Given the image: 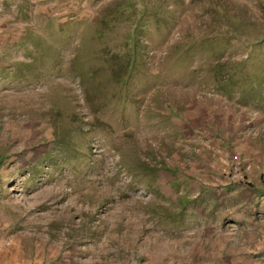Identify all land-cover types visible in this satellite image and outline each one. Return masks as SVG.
<instances>
[{
  "label": "rangeland",
  "instance_id": "rangeland-1",
  "mask_svg": "<svg viewBox=\"0 0 264 264\" xmlns=\"http://www.w3.org/2000/svg\"><path fill=\"white\" fill-rule=\"evenodd\" d=\"M0 264H264V0H0Z\"/></svg>",
  "mask_w": 264,
  "mask_h": 264
}]
</instances>
